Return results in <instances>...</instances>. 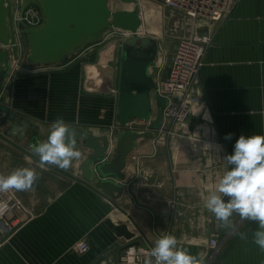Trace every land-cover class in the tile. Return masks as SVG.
<instances>
[{"label": "crops", "instance_id": "crops-1", "mask_svg": "<svg viewBox=\"0 0 264 264\" xmlns=\"http://www.w3.org/2000/svg\"><path fill=\"white\" fill-rule=\"evenodd\" d=\"M229 8L223 22L206 23L213 27V42L194 88L200 103L177 127V134L172 132V122L164 119L152 138L136 142L127 156L125 180L118 182L123 192L113 202L62 174L82 178L80 166L92 150L79 148L78 167L68 171L38 162L43 167H39L41 174L32 189L17 191L27 209L19 213L25 222L0 247V264H114L116 257L117 264H127L126 250L121 252L124 247L133 243L137 248L152 249L166 234L176 236L178 246L203 258L204 264H264V251L253 242L256 222L234 213L232 226L224 227L204 206L219 179L231 170L224 157L233 154L236 140L241 135H264V0H229ZM199 32L207 34V30ZM112 44V53L115 46L121 48L119 40ZM175 47L160 45L150 70L154 79L155 67L160 79L167 76ZM105 53L101 50L94 54V62L84 59L85 63L99 67L108 61ZM18 71L14 83L8 89L4 86L0 105L40 126L41 142L52 123L63 118L87 134L108 138L112 146L106 158L117 159L120 134L116 140L104 134L106 107L98 99L82 98L83 64L76 61L42 73ZM88 85L90 90L97 89ZM118 114L119 110L116 118ZM28 133L29 139L24 141L10 138L11 144L4 142L11 147L12 143H29L32 132ZM229 133L232 136L226 139ZM29 158L22 166L32 165ZM223 199L227 202L229 198ZM112 225L126 227L133 238L119 237ZM211 239L218 241L214 249ZM82 241L89 245L83 254L76 251Z\"/></svg>", "mask_w": 264, "mask_h": 264}, {"label": "water", "instance_id": "water-1", "mask_svg": "<svg viewBox=\"0 0 264 264\" xmlns=\"http://www.w3.org/2000/svg\"><path fill=\"white\" fill-rule=\"evenodd\" d=\"M136 4L134 0H121ZM157 1V0H155ZM109 0H26L25 5L40 3L44 23L37 27H19V36L25 46V54L21 62L26 67H40L68 62L77 52L88 44L99 41L111 27L110 17L113 16V27L133 33L123 44V60L120 68V84L118 96V122L127 125L132 119L149 121V130L144 133L128 131L121 134L116 142L117 159L110 161L106 153L111 144L106 137L87 134L72 127L75 131L77 148L92 150V155L81 164V176L77 178L67 175L75 182L81 183L113 202L121 196L123 187L118 182L125 180L123 170L127 164V156L135 149L136 142L141 138H152L153 131L163 125V112L167 100L157 96L153 100L151 93L156 83L150 70L159 51L158 42L150 37H140L137 32L141 25L139 8L136 5L132 12L112 13L108 6ZM8 3V0H7ZM8 12V15H7ZM6 12L5 1L0 0V96L3 93L5 80L11 73L10 52L4 48L13 47V58L19 59L16 46V33L9 11ZM154 106L157 108L156 116ZM8 127L0 135L3 139L14 138L25 140L31 131L29 146L32 152L15 146L27 156L40 162L33 153V146L40 143L41 127L31 123L5 105H0V128ZM50 129L43 133L45 141ZM99 164V165H98ZM46 165V164H44ZM54 170L55 168L46 165ZM57 171V170H56ZM61 172V171H59ZM113 179V180H111ZM119 237L127 240L133 238L126 227L111 226ZM124 247L121 252L132 246ZM114 264H117V257Z\"/></svg>", "mask_w": 264, "mask_h": 264}, {"label": "rangeland", "instance_id": "rangeland-1", "mask_svg": "<svg viewBox=\"0 0 264 264\" xmlns=\"http://www.w3.org/2000/svg\"><path fill=\"white\" fill-rule=\"evenodd\" d=\"M4 1H5L6 12H7L8 11L7 0H4ZM25 1L26 0H11V9L13 13V23H14L15 33H16V42L18 43L19 59L16 62V60L13 58V50L11 46L4 48L10 52V56H11L10 59H11V65H12L11 73L7 77V84L5 80L4 86H6V88L8 89L14 83V80L16 76L18 75L19 69H23L24 72H27V73H31L32 71L42 73V72L49 71V70H53V71L60 70L64 66L77 61V63L84 65V74H83L84 79L81 80L82 86L80 87L82 98H86L88 100L98 99L102 101L104 104L101 107H106L103 120L104 122L106 121L108 123L105 122L104 124V127H105L104 134L109 135L110 137L114 138V140H116V136L118 134L121 135L123 133L128 132L124 130V128L115 129L114 127L119 126V122H118V119L116 118V115L118 112L117 107H118L119 84H120V74H121L120 68H121V62L123 59V44L127 39L133 36V33L127 30H123L121 28L113 27L114 19H113V16H111L110 17L111 27L109 28L108 31L104 33V35L99 39V41L93 44H88L85 47L81 48L77 52V54H75L68 62L60 63L56 65H49V66L26 67L21 62V59L23 55L25 54V46L19 36L20 24L22 23V25L24 26L37 27L44 23V16L41 11L40 3L39 4L38 3L29 4L26 6ZM134 1H136V4L125 3L121 0H109L108 6L110 10L112 11V13H117V12H132L134 11L137 5L139 8V17L141 19V25L138 28L137 34L140 37H150L156 40L159 45V51H160V45L163 47H169V49L172 48L173 45H176L177 47L179 39L191 36L192 35L191 32H193V35L197 34L198 30L202 31V29L204 31L207 30V33L209 32V29H210L209 24H206L207 22H209L208 18H205L202 16H194L189 11H186V10L184 11L183 9H179L177 7H170L168 5L167 6L162 5L160 4V0H157L156 1L157 3H155L154 0H134ZM32 6L40 9L43 20L41 19L38 25L33 23V25L31 26V24L29 23V20H30V15L32 14L30 13L29 10L31 9ZM7 15H8V12H7ZM199 33L201 34L202 32H199ZM117 40H119L121 48L119 46L118 48L115 46V49L112 53L110 52V49H111L110 47L111 45H113L112 44L113 41H117ZM0 47H2L1 43H0ZM176 47H175V50H176ZM101 50L104 51V53L107 52L108 55H109V52L111 53V55H109L107 62H105L104 64L100 63L102 65L99 67H94L93 65L91 66L90 64H88L89 62L85 63L87 59L89 61L94 62L95 60L94 54L99 53V51ZM90 51L92 52L89 53ZM174 54H173V58H172V62H171L168 74L170 72V69L174 61ZM168 74L164 79L168 77ZM153 75L155 76V79L154 78L153 79L156 83V89L153 90V92L151 93V96L154 100L155 97L159 96L156 94L157 87L158 88L160 87L164 79L163 80L160 79L159 77L160 73L158 71V67L157 68L155 67V73ZM89 83L90 85L97 86V89L93 88L94 90H90L89 85H88ZM83 91L85 94L90 95V96L83 95L82 94ZM95 94L97 95V97H94ZM11 108H14V107H11ZM154 116L155 115L153 114L152 119ZM3 128L5 130V127L0 128V135H3L4 130L1 132V129ZM125 128L127 129L128 127H125ZM147 130L148 128L146 127V128H139L138 131L143 132ZM28 137H29V133L26 139H29ZM11 139H14V138H11ZM15 140L20 141L17 139ZM17 146L18 147L22 146L21 147L22 149L32 152V150L30 149L29 143H22V145L20 144V146L19 145ZM111 146L112 145L110 144L109 148ZM26 156L27 155L25 153H23L22 151L16 150L15 146L11 147L6 142H4L3 138L0 137V175L7 176L13 170L24 167L22 166V163L24 162V160L27 159L28 156L27 157ZM29 161L32 163V165H30V167L28 168L36 169L37 173L40 176L41 171H39L38 169L39 167H41L40 166L41 164H39L38 162L34 161L31 158H29ZM76 166L78 167L77 161L73 162L71 168L75 169ZM40 179L42 180V176ZM17 194L19 195L18 192ZM20 199L22 200L21 197Z\"/></svg>", "mask_w": 264, "mask_h": 264}, {"label": "clouds", "instance_id": "clouds-1", "mask_svg": "<svg viewBox=\"0 0 264 264\" xmlns=\"http://www.w3.org/2000/svg\"><path fill=\"white\" fill-rule=\"evenodd\" d=\"M231 133L226 139H230ZM204 147H209L205 145ZM33 153L42 164L53 165L68 171L73 161L82 153L77 148L75 131L63 118H57L51 125L48 138L33 146ZM231 170L219 179L215 189L205 198V208L214 214L221 226L231 227V217L254 221L258 229L253 233L254 243L264 251V135H241L235 142L233 154L224 157ZM39 179L33 168L21 167L9 175H0V193L29 191ZM228 197L227 202L223 197ZM8 211V204L0 201V215ZM246 239V234H240ZM146 264H204L203 258L189 253L178 246L177 237L172 234L161 236L147 254Z\"/></svg>", "mask_w": 264, "mask_h": 264}, {"label": "built area", "instance_id": "built-area-1", "mask_svg": "<svg viewBox=\"0 0 264 264\" xmlns=\"http://www.w3.org/2000/svg\"><path fill=\"white\" fill-rule=\"evenodd\" d=\"M160 4L189 11L194 16L208 18L209 21L217 24L223 22L230 13L229 0H160ZM29 11L32 14L29 23L31 26L33 23L38 25L40 20H43L40 9L32 6ZM212 28L206 35L197 33L179 39L168 77L162 81L160 89L157 87L156 94L167 100L168 104L164 109L163 117L172 122L173 134H177V127L189 119L192 109L200 103V99L194 93V88L204 66L207 49L213 42ZM149 125V121L132 119L127 125L119 124L118 127L124 128L126 131L141 133L138 131L139 128L147 127L149 130ZM0 201L8 204V211L0 215L1 247L23 225L25 220L19 213L27 212V209L15 190L0 193ZM209 244L214 249L218 246V241L211 239ZM150 250L149 248L130 246L125 251L124 261L127 264H146L147 254ZM76 251L81 254L87 253L89 251L88 243L80 242L76 246ZM152 259L154 264V258Z\"/></svg>", "mask_w": 264, "mask_h": 264}, {"label": "bare ground", "instance_id": "bare-ground-1", "mask_svg": "<svg viewBox=\"0 0 264 264\" xmlns=\"http://www.w3.org/2000/svg\"><path fill=\"white\" fill-rule=\"evenodd\" d=\"M154 2L155 3H157L155 0H154ZM159 4V3H158ZM160 5V4H159ZM7 6H8V11H9V14H10V21H13V13H12V9H11V0H8V3H7ZM16 44H17V49H18V43L16 42ZM11 48H12V50H13V47L11 46ZM18 61V60H17ZM16 61V62H17ZM141 133H144V132H141ZM3 140H5V141H8V139L6 140V139H3ZM8 142H10V141H8ZM10 144H11V142H10ZM12 145L13 146H17V145H15V144H13L12 143ZM29 157V156H28ZM31 158V157H30ZM33 159V158H32ZM35 160V159H34ZM35 161H37V160H35ZM37 162H39V161H37ZM39 163H41V162H39ZM42 164V163H41Z\"/></svg>", "mask_w": 264, "mask_h": 264}]
</instances>
